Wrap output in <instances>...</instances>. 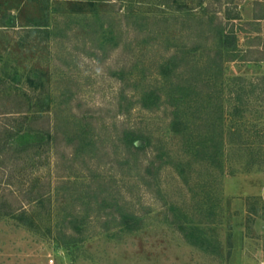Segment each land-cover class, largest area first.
<instances>
[{
    "label": "rangeland",
    "instance_id": "374dc122",
    "mask_svg": "<svg viewBox=\"0 0 264 264\" xmlns=\"http://www.w3.org/2000/svg\"><path fill=\"white\" fill-rule=\"evenodd\" d=\"M263 262L264 0H0V264Z\"/></svg>",
    "mask_w": 264,
    "mask_h": 264
},
{
    "label": "trees",
    "instance_id": "16d2710c",
    "mask_svg": "<svg viewBox=\"0 0 264 264\" xmlns=\"http://www.w3.org/2000/svg\"><path fill=\"white\" fill-rule=\"evenodd\" d=\"M225 17L231 18L232 16L227 13V15ZM238 17H240L239 14L236 16V18H238ZM221 22H222V20H220V24H221ZM218 36H219L220 43H219V46L216 50V54L218 55V57H217L218 63L216 65V67H218V68H220V70H222L221 67H222L224 60H225V58H223V56L226 53H229L231 51V49H232V51L234 49H236L237 35L232 30L226 31L224 28H221V29H219ZM186 52L188 53L189 51L188 50H181V51L179 50L178 54H175L172 56L171 62L174 60L172 70L176 71L177 68H181V65H183L182 68L185 67V69H186L187 65H190L192 63V61L188 62L187 65L182 63L181 59H183L185 57ZM181 55L183 58L180 59V64H179V58L181 57ZM228 59H232V58H228ZM166 66L164 65V67H166ZM192 66H194V65H192ZM183 82L184 83L187 82L183 86H184V88H188V87H192V85H194V82H196V81H194V79L185 78V80H183ZM201 82L203 83V85L207 83V81H202V80H201ZM176 86L180 88L181 85L179 86L176 84ZM178 92H180V90H178V91L175 90L174 93L171 90L169 92V94L166 95V96H169V100L172 101L171 103H172V105H174L172 108V116H174V118H173L174 121H178V120L180 121V118L178 116L179 110H180V106H179L180 103L178 102V100L181 98V96L177 95ZM163 97H164V95L162 93H160L159 91L154 92L152 90H149L140 96V100H141L140 103H141V106H143L145 108H156V107L160 106L161 102H163L165 99H167L166 97L165 98H163ZM133 102H134V100H133ZM36 117H37L36 120L39 119V116H36ZM207 129L210 133L215 131V127L213 129L212 128H207ZM49 134H50L51 138L57 140L56 134L55 135L53 134V136H52L51 132ZM126 135H127V133H126ZM131 135L137 136V135H139V133L137 132L136 129L132 128L131 130L128 131V136H126V137H128L127 140L132 138ZM134 138H135V136H134ZM134 138H133V142H130L129 144H131L136 150L137 149L138 150L140 149L139 151L144 150L146 148L144 143L141 141H140V143H136ZM44 195H45V193H43V192H38L36 194L34 193V194H32V196H29V198L25 199L26 203H28V202L31 203L32 201H36L38 198L43 197ZM21 207L22 206L18 207V209H21ZM23 209L24 210L21 213L24 214V213H26L27 210H26V208H23ZM121 223L123 224V222H121Z\"/></svg>",
    "mask_w": 264,
    "mask_h": 264
},
{
    "label": "built area",
    "instance_id": "2783aa9c",
    "mask_svg": "<svg viewBox=\"0 0 264 264\" xmlns=\"http://www.w3.org/2000/svg\"><path fill=\"white\" fill-rule=\"evenodd\" d=\"M263 264H264V262H263Z\"/></svg>",
    "mask_w": 264,
    "mask_h": 264
}]
</instances>
